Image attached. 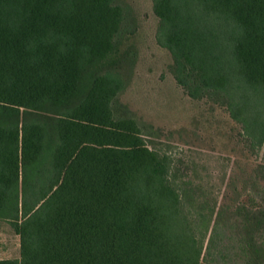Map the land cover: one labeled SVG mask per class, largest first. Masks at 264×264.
Returning <instances> with one entry per match:
<instances>
[{"label": "trees", "instance_id": "trees-1", "mask_svg": "<svg viewBox=\"0 0 264 264\" xmlns=\"http://www.w3.org/2000/svg\"><path fill=\"white\" fill-rule=\"evenodd\" d=\"M153 6L179 84L264 146V0ZM134 21L121 0H0V219L20 264H264L249 183L216 210L120 101Z\"/></svg>", "mask_w": 264, "mask_h": 264}, {"label": "rangeland", "instance_id": "rangeland-1", "mask_svg": "<svg viewBox=\"0 0 264 264\" xmlns=\"http://www.w3.org/2000/svg\"><path fill=\"white\" fill-rule=\"evenodd\" d=\"M121 1L135 21L133 33L121 48V52L132 53L134 62L126 69V85L119 99L143 127L149 146L169 154L180 167L178 175L200 187L199 193L211 206L216 202V210L226 197L233 196L228 186L233 178L239 190L244 182L249 183V193L242 200L250 207L264 205V196L250 188L256 180L260 190L264 188V174L254 170L264 163V146L250 141L226 103L210 95L193 98L179 84L172 69L173 56L157 38L159 19L153 0ZM3 226L10 242L19 240L9 222L4 221ZM227 233L229 245L231 231Z\"/></svg>", "mask_w": 264, "mask_h": 264}, {"label": "crops", "instance_id": "crops-1", "mask_svg": "<svg viewBox=\"0 0 264 264\" xmlns=\"http://www.w3.org/2000/svg\"><path fill=\"white\" fill-rule=\"evenodd\" d=\"M3 223L4 220L0 219V264H20L21 240L19 238L10 242L7 227L3 226ZM16 236L19 235L16 233Z\"/></svg>", "mask_w": 264, "mask_h": 264}]
</instances>
